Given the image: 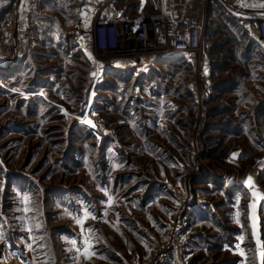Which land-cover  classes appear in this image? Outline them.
<instances>
[{"label":"rangeland","instance_id":"374dc122","mask_svg":"<svg viewBox=\"0 0 264 264\" xmlns=\"http://www.w3.org/2000/svg\"><path fill=\"white\" fill-rule=\"evenodd\" d=\"M141 2L119 6L213 15L211 90L189 57L91 63L75 4L19 57L1 22L0 264H264V52L216 1Z\"/></svg>","mask_w":264,"mask_h":264},{"label":"built area","instance_id":"2783aa9c","mask_svg":"<svg viewBox=\"0 0 264 264\" xmlns=\"http://www.w3.org/2000/svg\"><path fill=\"white\" fill-rule=\"evenodd\" d=\"M52 1L55 0H26L23 18L16 26L20 35L26 38V45L32 49L39 45L42 35H49L41 24V18L46 13L47 4ZM120 1L74 0L79 11L68 35L75 36L76 45L91 63L95 61L96 54L109 69L136 67L138 74H148L176 57H189L198 71L203 90H211L216 64L210 51L213 16L190 21L165 12L158 16L135 18L126 7L119 6ZM213 1L220 5L221 13L229 22L264 52V0ZM144 5L145 0H142L138 13L142 12ZM15 23L9 17L6 23L8 33L15 28Z\"/></svg>","mask_w":264,"mask_h":264},{"label":"crops","instance_id":"0c3cea01","mask_svg":"<svg viewBox=\"0 0 264 264\" xmlns=\"http://www.w3.org/2000/svg\"><path fill=\"white\" fill-rule=\"evenodd\" d=\"M72 0H55L52 1L50 3L47 4V8H46V13L44 14V16L41 18V24L43 26V28L48 29L49 32V27H51V23L52 22H56V23H60V21H64V19L66 18V16H64L62 13L56 11L54 8L56 7H62L61 3L64 5H73L74 1ZM16 4H14V0H0V24L2 21L5 20V18L10 17L11 15H14L15 17V30L13 32V42H14V48L15 51H17L18 55V49H19V45H20V32L17 30V24L18 22H20V20L23 18L24 12H25V4H26V0H17L15 1ZM7 3V4H6ZM3 8H6V10H3ZM13 8V11H12ZM213 16V15H212ZM214 23V22H213ZM213 27V24H212ZM211 27V29H212ZM51 35V32L49 33ZM210 35L212 37V44L214 43V38L213 35L211 33L210 30ZM42 39H40L39 44H43L41 42ZM211 44V46H212ZM19 57V55H18Z\"/></svg>","mask_w":264,"mask_h":264},{"label":"bare ground","instance_id":"6f19581e","mask_svg":"<svg viewBox=\"0 0 264 264\" xmlns=\"http://www.w3.org/2000/svg\"><path fill=\"white\" fill-rule=\"evenodd\" d=\"M243 180L245 181L246 186L252 187L255 190V192H254L255 193V203L257 204L260 201V197L262 195L261 189L256 186L255 180L253 181L251 178H249L248 180H245V179H243Z\"/></svg>","mask_w":264,"mask_h":264},{"label":"snow or ice","instance_id":"6c2138e0","mask_svg":"<svg viewBox=\"0 0 264 264\" xmlns=\"http://www.w3.org/2000/svg\"><path fill=\"white\" fill-rule=\"evenodd\" d=\"M15 91H19V90L17 89V90H15ZM88 123H89V124H91V123H92V121H90V120H89V121H88ZM234 155H235V154H234Z\"/></svg>","mask_w":264,"mask_h":264}]
</instances>
